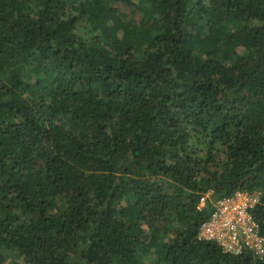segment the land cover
I'll return each mask as SVG.
<instances>
[{
	"label": "trees",
	"instance_id": "trees-1",
	"mask_svg": "<svg viewBox=\"0 0 264 264\" xmlns=\"http://www.w3.org/2000/svg\"><path fill=\"white\" fill-rule=\"evenodd\" d=\"M208 191L264 236V0H0V264H264Z\"/></svg>",
	"mask_w": 264,
	"mask_h": 264
},
{
	"label": "built area",
	"instance_id": "built-area-1",
	"mask_svg": "<svg viewBox=\"0 0 264 264\" xmlns=\"http://www.w3.org/2000/svg\"><path fill=\"white\" fill-rule=\"evenodd\" d=\"M259 199V193L240 191L217 199H213L210 191L203 194L196 210L210 206V212L198 229L197 240L214 243L225 254L240 256L246 253L261 261L264 258V236L252 215Z\"/></svg>",
	"mask_w": 264,
	"mask_h": 264
},
{
	"label": "rangeland",
	"instance_id": "rangeland-1",
	"mask_svg": "<svg viewBox=\"0 0 264 264\" xmlns=\"http://www.w3.org/2000/svg\"><path fill=\"white\" fill-rule=\"evenodd\" d=\"M123 13H125L126 15H130V11L129 10H124L123 11ZM132 17H134L135 19H137V17H136V15H133L132 14ZM79 28V30H78V32H77V34L79 35V36H82L83 35V31H82V29H81V27H78ZM167 190H168V188H167ZM168 191H170V190H168ZM209 192V191H208ZM211 193H212V197H213V192L212 191H210ZM252 194H255V193H252ZM259 201H260V199H259ZM9 257V261H8V264L9 263H11V256H8ZM150 260V259H149Z\"/></svg>",
	"mask_w": 264,
	"mask_h": 264
}]
</instances>
